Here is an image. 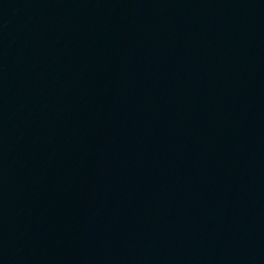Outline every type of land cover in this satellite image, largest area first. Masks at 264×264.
Segmentation results:
<instances>
[{
    "label": "water",
    "instance_id": "obj_1",
    "mask_svg": "<svg viewBox=\"0 0 264 264\" xmlns=\"http://www.w3.org/2000/svg\"><path fill=\"white\" fill-rule=\"evenodd\" d=\"M0 264H264V0H0Z\"/></svg>",
    "mask_w": 264,
    "mask_h": 264
}]
</instances>
